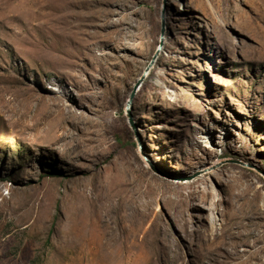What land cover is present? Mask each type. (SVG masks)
I'll list each match as a JSON object with an SVG mask.
<instances>
[{
  "label": "rangeland",
  "instance_id": "rangeland-1",
  "mask_svg": "<svg viewBox=\"0 0 264 264\" xmlns=\"http://www.w3.org/2000/svg\"><path fill=\"white\" fill-rule=\"evenodd\" d=\"M0 264H264V0H0Z\"/></svg>",
  "mask_w": 264,
  "mask_h": 264
},
{
  "label": "water",
  "instance_id": "water-1",
  "mask_svg": "<svg viewBox=\"0 0 264 264\" xmlns=\"http://www.w3.org/2000/svg\"><path fill=\"white\" fill-rule=\"evenodd\" d=\"M164 7L165 5L163 6V9H162V19H163V22H162V29H161V41H160V44L157 46V51L156 53L153 55L151 61L148 63V65L146 66V68L144 69V71L142 72V74L140 75V77L138 78V80L135 82L129 96H128V99H127V103H126V111H127V116H128V119H129V122L132 126H134V120L132 118V115H131V103L133 102L134 100V97L136 96V93L137 91L139 90L140 86L142 85L143 81L145 80L148 72L150 71V69L152 68V66L154 65L157 57H158V52L160 50V48H162V39L164 37ZM193 176L195 175H192V176H189L188 179L192 178Z\"/></svg>",
  "mask_w": 264,
  "mask_h": 264
},
{
  "label": "bare ground",
  "instance_id": "bare-ground-1",
  "mask_svg": "<svg viewBox=\"0 0 264 264\" xmlns=\"http://www.w3.org/2000/svg\"><path fill=\"white\" fill-rule=\"evenodd\" d=\"M163 46H164V45H163ZM161 47H162V46H161ZM160 49H162V48H160ZM159 52H160V51H159ZM133 102H134V101H133ZM133 102H132V103H133Z\"/></svg>",
  "mask_w": 264,
  "mask_h": 264
}]
</instances>
